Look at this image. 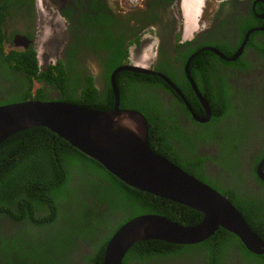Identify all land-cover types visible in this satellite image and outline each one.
Instances as JSON below:
<instances>
[{
  "label": "trees",
  "instance_id": "obj_1",
  "mask_svg": "<svg viewBox=\"0 0 264 264\" xmlns=\"http://www.w3.org/2000/svg\"><path fill=\"white\" fill-rule=\"evenodd\" d=\"M34 23V0H0V50L16 33L24 34ZM254 35L249 43L255 44ZM190 44L179 52L182 68L189 56L215 43L189 47ZM84 46L83 41L73 40L74 52ZM214 46L223 56H231L222 49L224 43ZM102 50L108 54L101 63L102 80L106 84L103 90L95 87L92 76L88 75L86 82L74 74L69 78L61 63L41 70L34 48L0 51L2 62L10 66H1L9 79L0 86V105L48 97L50 101L95 111L112 109L115 99L110 75L123 64L128 46L108 41L103 43ZM258 51L264 56V45ZM178 56L175 61L180 60ZM221 59L211 51H200L188 67L191 79L199 85L201 96L210 106L212 118L205 125L193 122L177 96L173 95L171 103H167L161 91L173 92L164 81L151 75L118 73L115 83L119 105L120 109L135 110L144 116L148 145L156 155L227 197L247 227L264 242V183L256 174L257 165L264 158V147L252 156L249 172L244 177L238 175L240 159L248 161L250 153L243 149L244 126L250 125L248 119L254 109L245 110L238 103L240 112L237 107L231 109L228 83L220 76L222 71L217 66ZM241 60L236 64L246 68L247 61ZM240 68L226 73L235 75ZM155 71L167 75L181 88L193 114L204 115L195 94L177 72L165 65L156 66ZM24 78L27 82H23ZM34 81L41 85L35 90ZM220 122H224L222 127L226 126L227 130L222 142L216 134ZM237 129L242 134L239 138ZM202 144L216 145L215 158L198 153L197 148ZM205 161L213 162L233 178L228 188L219 186L205 174ZM252 180L261 188L249 185ZM151 214L184 226H196L203 218L194 209L127 186L46 128L17 132L0 144V264H102L105 248L117 229L137 216ZM7 222L10 227L19 223L20 230L9 231ZM197 255L204 257L205 264H264V255L249 253L235 235L222 228L195 245L155 240L137 242L121 264H152L173 257L193 264Z\"/></svg>",
  "mask_w": 264,
  "mask_h": 264
},
{
  "label": "flooded vegetation",
  "instance_id": "obj_2",
  "mask_svg": "<svg viewBox=\"0 0 264 264\" xmlns=\"http://www.w3.org/2000/svg\"><path fill=\"white\" fill-rule=\"evenodd\" d=\"M42 8L47 9V11H53L61 19L64 26L62 29L63 34L61 33V38L59 39L60 43L57 49L56 60L52 65L61 63L65 67L69 78L71 74H74L81 82H86L85 80L88 75L92 76L95 87H97L96 84L99 82L98 85L101 86L99 90L106 88V84L102 80L101 72L104 66L101 63L108 56L102 50L103 43L108 41L120 43L122 47L128 46V53L123 64L132 62V54L129 55L130 48L138 50L143 45L154 42V51L151 53V58L147 59L146 65L154 70L156 66L160 65H165L166 68L172 69L178 73L179 77L194 93L191 82L186 77L184 70L190 56L185 61L183 68L181 67L182 57L178 56L179 52L187 48V43L192 42V45L190 44L189 47H194L201 43L209 44L213 42L215 43L214 45L224 43L222 48L224 52L230 53L233 56L243 44L245 36L249 35L236 61L230 62L221 59L222 61L217 62L219 70L222 71L220 72V76L228 83L227 87L231 93L229 97L231 109L237 107L239 112V106L245 110L254 109L253 115L248 119L250 125L248 126L246 123L244 126L246 138L244 137L245 140L243 139L245 147L243 149H246L248 153L250 152L248 161L240 159L236 170V173L238 175L241 174L243 177L244 173L249 172L252 156L264 147V56L258 51V48L264 45V3L257 0H215L208 10L210 14L203 17V23L198 25V30L189 38L184 37L183 30L186 25V18L184 17V21L182 20V15L184 16L185 12L184 0H43ZM40 11H43L41 6L37 8V5L34 3L35 23L33 27L28 26V30H25L24 34L16 33L10 43L0 51L7 53L11 50L25 51L30 48L35 49V25L38 23ZM243 31L245 32L243 33ZM253 34H255L253 38L256 45L251 42L249 43L251 40L250 36ZM16 35L24 36L34 42L29 43L26 47L21 45L15 46L13 39ZM73 40L83 41V44L86 46L74 52L72 49ZM22 44L24 45L25 42ZM214 45H208L204 48L217 50ZM141 53V51H138L135 54L141 57ZM176 56L180 60L175 61ZM230 57L226 58L229 59ZM241 58L247 61L246 68L243 65L236 64L238 61H242ZM2 61L3 57L0 56V86L6 84L5 82H8L9 79L8 74L1 70L2 65H9ZM142 61L144 62V59ZM190 64L191 62L188 67ZM238 66L242 69L240 68L241 70L239 69L240 71H237L235 75L232 74L231 76V74L226 73L227 70H235ZM48 67L49 65L42 70H47ZM74 68L76 69L75 72ZM25 79L23 82H27ZM192 81L200 92L199 85L194 80ZM34 82L37 83V81ZM38 85L40 87V84ZM261 87L262 89H259ZM169 89L173 94L165 90L161 91L163 99L167 103H171L173 95L177 96L171 88ZM77 93L79 92L77 91ZM232 99L235 101H232ZM203 116H205V111ZM203 116L197 117L201 118ZM211 118L212 116H210L209 121L206 123L198 124L205 125L210 122ZM193 122L195 121L193 120ZM223 125L224 122H220V127H216L217 139H220L221 142L223 137L227 135L226 126L222 127ZM236 128H238V125ZM237 131L238 135L236 137L239 138L242 134L238 129ZM215 146L202 144L198 146L197 151L202 157L210 156L215 158L218 153V151L217 153L215 152ZM203 169L205 174L221 187L228 188L230 180L233 179L222 168L211 161H205ZM262 174L264 175L263 169ZM258 180L263 182L259 178ZM248 184L254 186L255 189L261 188L253 180ZM16 224L18 225L10 227L8 223L9 231H19L20 224ZM203 258L201 255H197L193 264H205ZM152 264L190 263L184 261L182 258L176 259L173 257L153 262Z\"/></svg>",
  "mask_w": 264,
  "mask_h": 264
},
{
  "label": "water",
  "instance_id": "obj_3",
  "mask_svg": "<svg viewBox=\"0 0 264 264\" xmlns=\"http://www.w3.org/2000/svg\"><path fill=\"white\" fill-rule=\"evenodd\" d=\"M230 59L213 48L211 51L227 61H235L247 40ZM25 44L23 45L22 43ZM33 40L20 35L13 39L15 46H28ZM192 54L185 74L191 82L205 116L193 114L180 90L164 74L132 65H121L110 75L115 103L108 111H95L58 101L11 103L0 106V144L11 135L34 127L48 129L73 148L103 166L127 186L169 200L200 212L203 218L196 226H184L160 215L137 216L117 229L105 248L102 264H121L125 254L137 242L163 241L177 245H195L214 235L220 228L235 235L253 255H264V242L245 224L236 208L221 193L186 173L166 159L154 154L148 146L146 119L138 111L120 109L115 76L120 72L151 75L164 81L184 102L197 123H206L211 116L209 104L194 85L188 65L200 52ZM256 174L264 182L262 168Z\"/></svg>",
  "mask_w": 264,
  "mask_h": 264
},
{
  "label": "rangeland",
  "instance_id": "obj_4",
  "mask_svg": "<svg viewBox=\"0 0 264 264\" xmlns=\"http://www.w3.org/2000/svg\"><path fill=\"white\" fill-rule=\"evenodd\" d=\"M41 1V5H43V1L39 0V2ZM193 0H184V7H185V12H184V17L186 18V23H187V27H189V29L191 28L190 26V16H193L196 14V10H195V6L194 4H197L192 2ZM203 1V0H202ZM193 7L194 10L191 9V7ZM43 11H40V13L38 14V23L37 25H35L36 27V51L38 54V61L40 63V66H42L43 68L48 66L49 64H52L55 60H56V55H57V49L59 46V39L61 38V33L63 34V23L61 21V19L53 12V11H47V9L41 8ZM191 19V20H192ZM191 37V36H189ZM59 41V42H58ZM144 49V50H143ZM138 51H142L145 56L150 53V49L149 46L144 48V45L142 48H140L139 50H135V49H131L132 53V57H131V63L130 64H136V65H142V63H144L142 60L144 58V56L138 57L136 56L135 53H137ZM148 62V61H147ZM146 62V63H147ZM143 66L145 67H149L146 64H143ZM94 72V71H93ZM170 73V72H169ZM99 82H97L96 86L98 87V89L101 87L98 85ZM38 85L35 86V88H37ZM53 96H55V94H52ZM51 99H49L48 97H42L40 100L37 101H42V102H47L50 101ZM4 220L8 221V219ZM46 252H50V250H46Z\"/></svg>",
  "mask_w": 264,
  "mask_h": 264
},
{
  "label": "clouds",
  "instance_id": "obj_5",
  "mask_svg": "<svg viewBox=\"0 0 264 264\" xmlns=\"http://www.w3.org/2000/svg\"><path fill=\"white\" fill-rule=\"evenodd\" d=\"M43 1V0H42ZM258 2H262V3H264V0H257ZM213 2H215V0H203V1H198L197 2V6L196 7H198L199 8V16H198V19H197V22H196V25H197V27H196V30H198V25L200 24V23H203L202 22V19H203V17L204 16H206V15H208V14H210V13H208V10L210 9V7H211V4L213 3ZM34 3L37 5V8H38V6H41V8H42V5H41V1L39 2V0H34ZM182 20L184 21V16L182 15ZM184 25H185V23H184ZM201 25H203V24H201ZM184 30V29H183ZM196 30H195V32H196ZM192 36V35H191ZM247 36V35H246ZM246 36H245V38H246ZM249 36V35H248ZM36 38V37H35ZM248 38V37H247ZM246 43V42H245ZM245 45V44H244ZM148 47L149 46V49H150V53H148L146 56H145V54L142 52L141 54V56H144V58L145 57H147V59H150L151 58V56H152V52L154 51V42H151L150 44H148V45H144V48L145 47ZM242 46V45H241ZM240 46V47H241ZM35 48H36V43H35ZM131 49H134V48H130V50H129V55H131L133 52H131ZM140 49V48H139ZM138 49V50H139ZM203 49V48H202ZM144 50V49H143ZM140 52V51H139ZM221 54V53H220ZM222 55V54H221ZM235 55V54H234ZM233 55V56H234ZM223 56V55H222ZM232 56V57H233ZM37 57H38V54H37ZM220 57V56H219ZM223 57H225V56H223ZM226 58V57H225ZM231 58V57H230ZM229 58V59H230ZM223 59V58H222ZM227 59V58H226ZM39 60V59H38ZM224 60V59H223ZM227 61V60H226ZM39 62V61H38ZM53 64V63H52ZM52 64H49V66L50 65H52ZM39 65H40V63H39ZM122 65H132V66H138V67H141V68H145V69H148V70H152V71H155L154 69H150L149 67H145V66H143V65H136V64H130L129 62L128 63H125V64H122ZM121 66V65H120ZM40 68H41V70L43 69V67L42 66H40ZM117 68V67H116ZM157 72V71H156ZM166 76V75H165ZM167 77V76H166ZM115 78H116V76H115ZM38 83V82H37ZM36 82H34L33 83V90H35V89H37V88H39V83L37 84ZM36 85H38V87L37 88H35V86ZM175 85V84H174ZM41 86V85H40ZM168 86V85H167ZM176 86V85H175ZM169 87V86H168ZM170 88V87H169ZM180 90V89H179ZM200 93V92H199ZM182 94V93H181ZM177 95V94H176ZM183 95V94H182ZM178 96V95H177ZM179 97V96H178ZM184 97V96H183ZM180 98V97H179ZM185 98V97H184ZM181 99V98H180ZM204 99V98H203ZM182 100V99H181ZM185 100L187 101V99L185 98ZM183 101V100H182ZM188 102V101H187ZM17 103H19V102H17ZM184 103V102H183ZM189 103V102H188ZM11 104V103H10ZM5 105H7V104H5ZM185 105V104H184ZM0 106H3V105H0ZM189 106H190V104H189ZM186 107V106H185ZM190 108H191V106H190ZM191 110H192V108H191ZM193 112V111H192ZM147 142H148V139H147ZM149 146V145H148ZM150 148V147H149ZM153 152V151H152ZM154 153V152H153ZM155 154V153H154ZM171 163V162H170ZM258 166V165H257ZM263 169V168H262ZM187 173V172H186ZM214 189V188H213ZM227 198V197H226ZM189 227H191V226H189ZM256 235V234H255ZM257 236V235H256Z\"/></svg>",
  "mask_w": 264,
  "mask_h": 264
},
{
  "label": "bare ground",
  "instance_id": "obj_6",
  "mask_svg": "<svg viewBox=\"0 0 264 264\" xmlns=\"http://www.w3.org/2000/svg\"><path fill=\"white\" fill-rule=\"evenodd\" d=\"M195 1L197 2V1H202V0H193L192 2L196 3ZM194 5L197 6V4H194ZM196 6H195L196 14L193 16V19H192V16H190L189 23H190L191 28L189 29V27H187V23H186L185 28H184V37H186V38H189V36H191L195 32L196 27H197L196 22H197V19L199 16V8ZM191 9L194 10L193 7H191ZM146 62H147V57H145L144 63H142V65L146 64Z\"/></svg>",
  "mask_w": 264,
  "mask_h": 264
}]
</instances>
